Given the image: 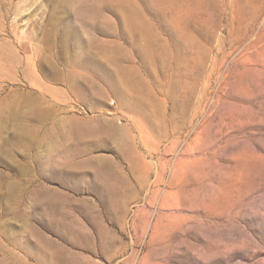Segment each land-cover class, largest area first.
Segmentation results:
<instances>
[{"label":"rangeland","instance_id":"rangeland-1","mask_svg":"<svg viewBox=\"0 0 264 264\" xmlns=\"http://www.w3.org/2000/svg\"><path fill=\"white\" fill-rule=\"evenodd\" d=\"M0 264H264V0H0Z\"/></svg>","mask_w":264,"mask_h":264}]
</instances>
